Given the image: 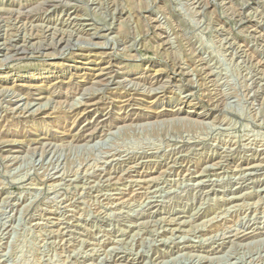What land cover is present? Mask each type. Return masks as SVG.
Segmentation results:
<instances>
[{
  "label": "rangeland",
  "instance_id": "obj_1",
  "mask_svg": "<svg viewBox=\"0 0 264 264\" xmlns=\"http://www.w3.org/2000/svg\"><path fill=\"white\" fill-rule=\"evenodd\" d=\"M0 264H264V0H0Z\"/></svg>",
  "mask_w": 264,
  "mask_h": 264
},
{
  "label": "bare ground",
  "instance_id": "obj_2",
  "mask_svg": "<svg viewBox=\"0 0 264 264\" xmlns=\"http://www.w3.org/2000/svg\"><path fill=\"white\" fill-rule=\"evenodd\" d=\"M100 83V82H99ZM91 140V139H90ZM251 165V164H250Z\"/></svg>",
  "mask_w": 264,
  "mask_h": 264
}]
</instances>
